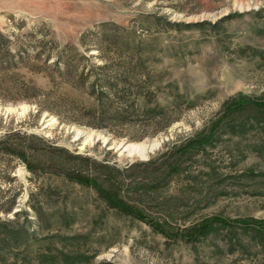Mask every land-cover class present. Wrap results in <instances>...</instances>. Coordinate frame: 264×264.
<instances>
[{"label":"rangeland","instance_id":"obj_1","mask_svg":"<svg viewBox=\"0 0 264 264\" xmlns=\"http://www.w3.org/2000/svg\"><path fill=\"white\" fill-rule=\"evenodd\" d=\"M0 30L54 38L87 56L99 54L112 38L124 42L132 36L158 54L150 64L163 79L156 100L177 118L165 130L148 129L138 141L129 140L137 133L132 129H117L115 136L61 122L37 112L34 103L0 101V133L19 128L104 162L120 172L125 185L162 175L164 170H157L162 156H169L167 148L208 128L224 102L264 97V0H0ZM149 160L157 161L145 166ZM12 175L10 183L0 182V201L11 187L16 204L0 220L13 219L7 229L21 232L27 246L0 264H264V234L240 221L264 220V128L222 134L213 149L183 160L179 174L161 185L149 216L166 219L170 235L203 218L230 223L192 242L166 238L106 208L79 186L69 189L75 206L47 209L40 219L27 204L39 178L22 165ZM161 202L169 206L166 214Z\"/></svg>","mask_w":264,"mask_h":264},{"label":"trees","instance_id":"obj_2","mask_svg":"<svg viewBox=\"0 0 264 264\" xmlns=\"http://www.w3.org/2000/svg\"><path fill=\"white\" fill-rule=\"evenodd\" d=\"M123 41L112 38L111 44L102 46L101 52L93 55L101 60L97 62L93 56L78 52L72 44L60 46L54 38L46 40L32 33L9 34L0 30V101L34 103L37 112L47 111L61 122L109 131L115 136H120L117 129H132L137 133L130 141L143 139L148 129L153 133L165 130L177 117L156 100L163 79L150 64L158 54L132 36L124 37ZM166 86L172 89V84ZM248 110L255 112L245 114ZM235 114L242 115L234 117ZM207 127L178 147L172 143L167 148L169 156H162L165 160L157 170H164L162 175L151 181L129 179L127 185L113 166L74 155L19 128L7 129L0 133V182L13 181L17 165L37 176L40 183L36 192L29 193L27 204L40 219L47 209L59 211L67 205L75 206L76 199L69 189L79 186L92 191L106 208L146 223L166 238L192 242L215 232L217 226L227 227L230 223L219 217L203 218L172 236L166 219L159 221L149 216L153 210L150 206L159 201L161 185L179 174L183 160L213 149L222 134L263 130L264 97L224 102ZM155 162L149 160L145 166ZM2 191L0 185V195ZM6 191L9 195L0 201L3 215L12 213L18 195H11V187ZM159 206L164 214L169 210L166 203ZM19 213L14 215L17 217ZM240 221L264 234V220ZM14 223L13 219L0 220V229L6 227L0 237L1 260L20 245L27 246V238L21 232L7 229Z\"/></svg>","mask_w":264,"mask_h":264}]
</instances>
